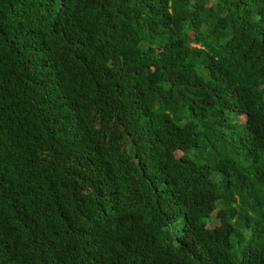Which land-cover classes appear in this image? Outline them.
Here are the masks:
<instances>
[{"label": "trees", "instance_id": "trees-1", "mask_svg": "<svg viewBox=\"0 0 264 264\" xmlns=\"http://www.w3.org/2000/svg\"><path fill=\"white\" fill-rule=\"evenodd\" d=\"M0 264H264V0H0Z\"/></svg>", "mask_w": 264, "mask_h": 264}, {"label": "rangeland", "instance_id": "rangeland-1", "mask_svg": "<svg viewBox=\"0 0 264 264\" xmlns=\"http://www.w3.org/2000/svg\"><path fill=\"white\" fill-rule=\"evenodd\" d=\"M241 120H244V117L243 116H241Z\"/></svg>", "mask_w": 264, "mask_h": 264}]
</instances>
